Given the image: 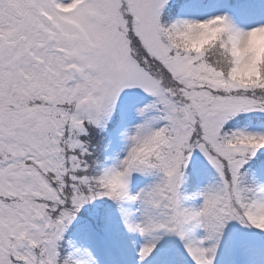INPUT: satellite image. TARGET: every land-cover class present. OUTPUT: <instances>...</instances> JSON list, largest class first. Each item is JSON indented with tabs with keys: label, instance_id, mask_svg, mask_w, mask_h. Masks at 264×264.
<instances>
[{
	"label": "snow or ice",
	"instance_id": "obj_1",
	"mask_svg": "<svg viewBox=\"0 0 264 264\" xmlns=\"http://www.w3.org/2000/svg\"><path fill=\"white\" fill-rule=\"evenodd\" d=\"M195 4L0 0V264H100L87 241L108 222L88 206L106 200L138 206L123 212L138 264H174L169 235L183 264H217L229 231L225 264L253 234L264 248V116L245 115L264 114V24ZM129 118L124 154L103 155L95 133ZM137 174L152 180L133 191Z\"/></svg>",
	"mask_w": 264,
	"mask_h": 264
},
{
	"label": "rangeland",
	"instance_id": "obj_2",
	"mask_svg": "<svg viewBox=\"0 0 264 264\" xmlns=\"http://www.w3.org/2000/svg\"><path fill=\"white\" fill-rule=\"evenodd\" d=\"M227 12L230 14L235 23L241 28H250L264 24V0H249L244 3L232 5L231 0H211L206 4L205 0H196L188 15L195 19H204L212 15H217ZM264 41V39H262ZM246 116H264V114L248 113ZM257 120H249L247 123L240 122L237 127H243L246 124L251 128L259 126V118ZM134 121L129 118L123 124L119 121L112 122L111 126L105 132H96V142L100 149L105 144L107 151L103 155L115 156L119 153L121 156L124 154L126 142L122 136V132L126 127H129ZM114 135L111 141H105V137L111 134ZM196 170V182L201 186L210 182L214 178V171L206 162L198 160L194 165ZM152 180V177H145L139 174L134 177L132 182V190L138 191ZM188 191H193V181L189 182ZM199 199L190 201V203L197 204ZM138 206L135 203H126L123 208L113 201H95L88 206V212L93 210L101 211L105 214L108 222V227L105 229V235L95 237L88 240L91 244L95 255L98 257L100 264H138V250L145 242V237L136 232H131L124 225L125 210H134ZM88 212L83 213L86 217ZM83 221L77 222V227L70 233V235H79V225ZM231 237V231L228 233L224 244L218 251L217 264H225V250L227 247L228 239ZM171 242V259L174 264H183L184 256L186 253L183 250V242L176 236L169 235L167 237ZM254 245L245 250L238 257L239 264H264V248L260 246L259 237L253 234ZM149 264H160V257L153 256L149 260Z\"/></svg>",
	"mask_w": 264,
	"mask_h": 264
},
{
	"label": "trees",
	"instance_id": "obj_3",
	"mask_svg": "<svg viewBox=\"0 0 264 264\" xmlns=\"http://www.w3.org/2000/svg\"><path fill=\"white\" fill-rule=\"evenodd\" d=\"M211 0H205V2H206V4H209V2H210ZM246 1H249V0H231V4L232 5H237L238 3H244V2H246ZM247 117H249V116H247ZM252 117H253V115H252ZM249 120H244V121H242V122H245V123H247ZM257 121H258V119H257ZM240 125V123H238L236 126H239ZM113 135H114V133H113V131H112V133L111 134H109V135H107V137H105V141L107 140V141H111V139H112V137H113ZM101 152L104 154L106 151H107V148H106V146H105V144L101 147ZM251 163V162H250ZM252 167H253V169L256 167L255 165H252ZM75 230V229H74Z\"/></svg>",
	"mask_w": 264,
	"mask_h": 264
},
{
	"label": "clouds",
	"instance_id": "obj_4",
	"mask_svg": "<svg viewBox=\"0 0 264 264\" xmlns=\"http://www.w3.org/2000/svg\"><path fill=\"white\" fill-rule=\"evenodd\" d=\"M215 33L206 31L205 36L206 38H211ZM255 37L257 40L264 39V32L256 33ZM259 50V49H258ZM110 183L112 184L113 189H118L121 186V182L119 178H113Z\"/></svg>",
	"mask_w": 264,
	"mask_h": 264
},
{
	"label": "bare ground",
	"instance_id": "obj_5",
	"mask_svg": "<svg viewBox=\"0 0 264 264\" xmlns=\"http://www.w3.org/2000/svg\"><path fill=\"white\" fill-rule=\"evenodd\" d=\"M255 120H257V119H255Z\"/></svg>",
	"mask_w": 264,
	"mask_h": 264
}]
</instances>
